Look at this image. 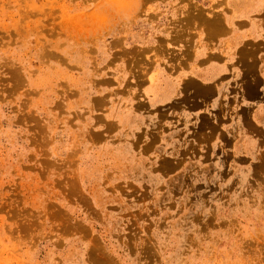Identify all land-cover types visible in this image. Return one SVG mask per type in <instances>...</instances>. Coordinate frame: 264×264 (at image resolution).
<instances>
[{
	"label": "rangeland",
	"instance_id": "rangeland-1",
	"mask_svg": "<svg viewBox=\"0 0 264 264\" xmlns=\"http://www.w3.org/2000/svg\"><path fill=\"white\" fill-rule=\"evenodd\" d=\"M231 1L0 0V264H264V101L160 97Z\"/></svg>",
	"mask_w": 264,
	"mask_h": 264
},
{
	"label": "crops",
	"instance_id": "crops-1",
	"mask_svg": "<svg viewBox=\"0 0 264 264\" xmlns=\"http://www.w3.org/2000/svg\"><path fill=\"white\" fill-rule=\"evenodd\" d=\"M255 12H261L260 15H264V5L241 17L232 15L230 11V16H228L230 19H227L226 22L233 26V32L227 26L228 33L225 35L230 34V32L232 35L230 36V44L223 50L222 46L224 45L220 40L214 44L218 36L212 39L211 47L206 46L204 48L201 44L197 49H192L191 45L188 46V52H193V54L195 52L194 63L189 64L187 68L181 67L180 70H177L179 73L172 75V77L165 73L163 78L160 97L163 98L164 102L162 103H165L166 107L170 105V110H172L174 103L185 113L186 110L198 111L199 113L207 111L208 108L214 111L217 108L220 114L223 107V109L225 108L224 113L230 118L236 119L237 116L233 114L244 111H246L244 112L245 117L248 115L249 118H253L252 115L256 108L254 105L261 99L264 101V17L256 16ZM204 41L203 44L206 43L205 39ZM186 42H191L193 45L194 37L191 36L190 40H186ZM183 53L186 54L185 51ZM165 71H168V67L165 68ZM189 71L191 72L190 76H195L197 79V82L193 83L192 86H190L189 81L185 83L191 77L183 75L184 72ZM154 92L156 93L157 90L155 89ZM188 95L195 98L196 103H198L197 107L192 108L191 103L186 102L185 97ZM238 95L240 106L235 109L232 108V103H236L234 99ZM168 109L169 107H167ZM260 120H264V117Z\"/></svg>",
	"mask_w": 264,
	"mask_h": 264
},
{
	"label": "bare ground",
	"instance_id": "bare-ground-1",
	"mask_svg": "<svg viewBox=\"0 0 264 264\" xmlns=\"http://www.w3.org/2000/svg\"><path fill=\"white\" fill-rule=\"evenodd\" d=\"M232 5L234 7V14L235 16H240V15H244L246 14V8L252 7L254 5H261L264 4V0H232ZM236 3V5L233 4ZM257 7L256 6L254 8H252L253 10H255ZM240 14V15H239ZM186 16H188L189 20L187 23L193 24V23H197V22H202L206 27L207 30L209 31L208 34L209 35H215L217 33H219L221 31V27H222V23L224 19L221 13L215 12L213 11L212 14L207 17V15H204V13H200V11L196 14L187 12ZM233 16V17H235ZM227 20V19H226ZM248 78V77H247ZM247 80V79H245Z\"/></svg>",
	"mask_w": 264,
	"mask_h": 264
},
{
	"label": "clouds",
	"instance_id": "clouds-1",
	"mask_svg": "<svg viewBox=\"0 0 264 264\" xmlns=\"http://www.w3.org/2000/svg\"><path fill=\"white\" fill-rule=\"evenodd\" d=\"M251 226L253 230H258L259 232L264 233V214L261 215L258 222L254 221ZM204 264H207V261H205ZM228 264H254V262L251 260L247 262L242 261L237 253L235 257L229 258Z\"/></svg>",
	"mask_w": 264,
	"mask_h": 264
}]
</instances>
